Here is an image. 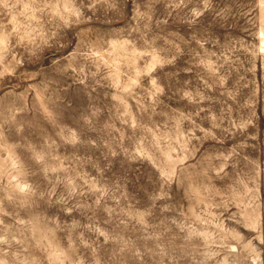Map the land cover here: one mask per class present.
<instances>
[{
  "label": "rangeland",
  "instance_id": "rangeland-1",
  "mask_svg": "<svg viewBox=\"0 0 264 264\" xmlns=\"http://www.w3.org/2000/svg\"><path fill=\"white\" fill-rule=\"evenodd\" d=\"M0 264H264V0H0Z\"/></svg>",
  "mask_w": 264,
  "mask_h": 264
}]
</instances>
